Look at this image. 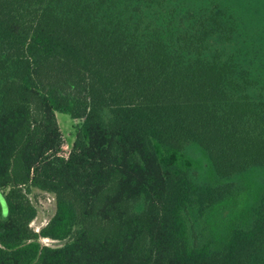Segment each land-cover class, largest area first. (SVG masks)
<instances>
[{
    "label": "trees",
    "instance_id": "1",
    "mask_svg": "<svg viewBox=\"0 0 264 264\" xmlns=\"http://www.w3.org/2000/svg\"><path fill=\"white\" fill-rule=\"evenodd\" d=\"M0 264H264V0H0Z\"/></svg>",
    "mask_w": 264,
    "mask_h": 264
},
{
    "label": "rangeland",
    "instance_id": "2",
    "mask_svg": "<svg viewBox=\"0 0 264 264\" xmlns=\"http://www.w3.org/2000/svg\"><path fill=\"white\" fill-rule=\"evenodd\" d=\"M56 119L59 125V128L62 133L63 138V149L66 151L71 146L74 137H75V129L78 124L77 119H73L69 114L63 112H56ZM30 197L34 204H36L38 208V213L36 217L31 222V228L33 230H38L43 224L46 223L48 218L54 211V204L51 196L48 193L33 191L30 194ZM4 205V203H2ZM4 207V206H3ZM43 244L56 246L62 244L64 241L53 240L50 238L40 239Z\"/></svg>",
    "mask_w": 264,
    "mask_h": 264
},
{
    "label": "water",
    "instance_id": "3",
    "mask_svg": "<svg viewBox=\"0 0 264 264\" xmlns=\"http://www.w3.org/2000/svg\"><path fill=\"white\" fill-rule=\"evenodd\" d=\"M45 193H48V192H45ZM48 194L51 196V198H52V200H53V204H54V196H53L51 193H48ZM54 206H55V204H54ZM51 215H52V214H51ZM35 217H36V216H35ZM35 217H34V218H35ZM34 218H33V219H34ZM49 218H50V217H49ZM49 218H48V220H49ZM33 219H32V220H33ZM32 220L29 222V225H31ZM48 220H47V221H48ZM47 221H46V223H47ZM46 223H45V224H46ZM45 224H43V225H45ZM43 225H42V226H43ZM42 226H41V227H42ZM30 227H31V226H30ZM41 227H40V228H41ZM40 228H39V229H40ZM39 229H38V230H39ZM38 230H35V231H38ZM46 238H49V237H40V238H39L40 243L43 244V243L41 242L40 239H46ZM50 239H52V238H50ZM53 240H57V239H53ZM59 241H61V240H59ZM44 245H46V244H44ZM60 245H61V244H60ZM49 246H50V245H49ZM56 246H58V245H56Z\"/></svg>",
    "mask_w": 264,
    "mask_h": 264
},
{
    "label": "built area",
    "instance_id": "4",
    "mask_svg": "<svg viewBox=\"0 0 264 264\" xmlns=\"http://www.w3.org/2000/svg\"><path fill=\"white\" fill-rule=\"evenodd\" d=\"M68 150V149H67Z\"/></svg>",
    "mask_w": 264,
    "mask_h": 264
}]
</instances>
